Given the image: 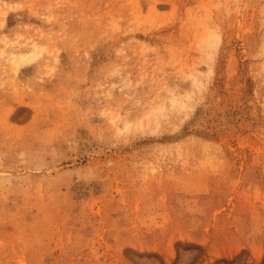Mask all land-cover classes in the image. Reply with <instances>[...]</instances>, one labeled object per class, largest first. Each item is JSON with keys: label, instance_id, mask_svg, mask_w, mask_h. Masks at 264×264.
<instances>
[{"label": "rangeland", "instance_id": "1", "mask_svg": "<svg viewBox=\"0 0 264 264\" xmlns=\"http://www.w3.org/2000/svg\"><path fill=\"white\" fill-rule=\"evenodd\" d=\"M0 264H264V0H0Z\"/></svg>", "mask_w": 264, "mask_h": 264}]
</instances>
